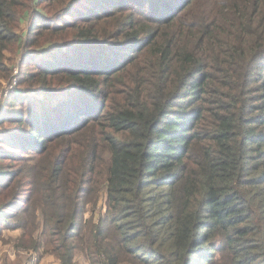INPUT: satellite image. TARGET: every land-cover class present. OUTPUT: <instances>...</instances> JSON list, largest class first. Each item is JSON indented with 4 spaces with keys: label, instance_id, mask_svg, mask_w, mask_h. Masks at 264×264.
I'll return each instance as SVG.
<instances>
[{
    "label": "trees",
    "instance_id": "obj_1",
    "mask_svg": "<svg viewBox=\"0 0 264 264\" xmlns=\"http://www.w3.org/2000/svg\"><path fill=\"white\" fill-rule=\"evenodd\" d=\"M27 59L0 224L60 264H264V0H0V90Z\"/></svg>",
    "mask_w": 264,
    "mask_h": 264
},
{
    "label": "rangeland",
    "instance_id": "obj_2",
    "mask_svg": "<svg viewBox=\"0 0 264 264\" xmlns=\"http://www.w3.org/2000/svg\"><path fill=\"white\" fill-rule=\"evenodd\" d=\"M10 56V53H7V57ZM15 59L18 62L16 57ZM27 60L21 70L18 63L15 67L13 81L17 80V83L14 85L13 82H7L3 85L0 90V104L15 94L19 88H22L20 86L19 76L32 70L35 68V64H38L36 59ZM10 212L12 214H18L19 211L13 210ZM22 234L23 230L15 229L13 223L0 224V264H60L54 255L45 252L44 247H41L39 251L35 250L29 239L23 240ZM77 261L80 264H86L79 257Z\"/></svg>",
    "mask_w": 264,
    "mask_h": 264
},
{
    "label": "built area",
    "instance_id": "obj_3",
    "mask_svg": "<svg viewBox=\"0 0 264 264\" xmlns=\"http://www.w3.org/2000/svg\"><path fill=\"white\" fill-rule=\"evenodd\" d=\"M13 82V84L15 85L16 83H17V80H14V81H12ZM9 87H13V86H9Z\"/></svg>",
    "mask_w": 264,
    "mask_h": 264
}]
</instances>
